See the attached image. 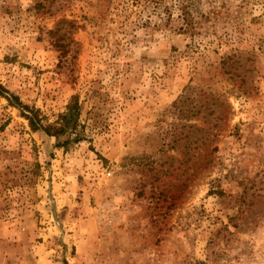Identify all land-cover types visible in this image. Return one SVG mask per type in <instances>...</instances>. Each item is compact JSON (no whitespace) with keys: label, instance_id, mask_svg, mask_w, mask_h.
Instances as JSON below:
<instances>
[{"label":"rangeland","instance_id":"374dc122","mask_svg":"<svg viewBox=\"0 0 264 264\" xmlns=\"http://www.w3.org/2000/svg\"><path fill=\"white\" fill-rule=\"evenodd\" d=\"M0 87V264H264V0H0Z\"/></svg>","mask_w":264,"mask_h":264},{"label":"trees","instance_id":"16d2710c","mask_svg":"<svg viewBox=\"0 0 264 264\" xmlns=\"http://www.w3.org/2000/svg\"><path fill=\"white\" fill-rule=\"evenodd\" d=\"M6 94H7V93H6V92L0 87V96L5 97V98L7 99V101H8L9 103H11L13 97H10V96H8V95H6ZM28 120H29L30 125L34 127L35 125H33L34 122L32 121V119L28 118Z\"/></svg>","mask_w":264,"mask_h":264}]
</instances>
